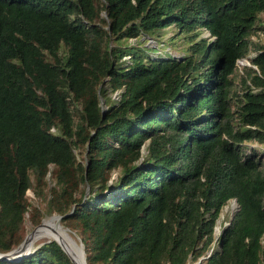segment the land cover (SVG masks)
Returning <instances> with one entry per match:
<instances>
[{
    "label": "trees",
    "instance_id": "16d2710c",
    "mask_svg": "<svg viewBox=\"0 0 264 264\" xmlns=\"http://www.w3.org/2000/svg\"><path fill=\"white\" fill-rule=\"evenodd\" d=\"M262 11L264 0H0V252L23 239L30 208L32 226L59 215L86 264H260L264 150L251 142L264 143V44L250 37L264 35ZM169 25L193 31L187 53L152 57L141 38ZM48 172L32 205L26 189L39 194ZM0 264L74 263L50 238Z\"/></svg>",
    "mask_w": 264,
    "mask_h": 264
},
{
    "label": "rangeland",
    "instance_id": "374dc122",
    "mask_svg": "<svg viewBox=\"0 0 264 264\" xmlns=\"http://www.w3.org/2000/svg\"><path fill=\"white\" fill-rule=\"evenodd\" d=\"M258 15H259L260 22L264 24V11L260 12ZM192 32L190 33L180 32L175 26L169 25L163 28L157 35L155 34L153 36L152 35L148 37L146 36L147 39L141 38L142 42L140 43V45L153 47V49H148V54H150L152 57H156L158 54L159 56H165L166 54H171L176 57H181L185 53H187L188 46L192 42V39L189 36L193 34ZM194 32H198L199 36L205 37L206 39L207 38L211 39V37L209 36V32L203 27H198L194 29ZM192 37H194L196 40L198 39V36H192ZM250 38H251L252 43L262 44V45L264 44V35L262 33L252 34ZM254 53L255 51L253 49V46L251 45L249 53H248V57L246 56V57L237 59L236 67L232 75V79H233L232 90H236V92L241 90L242 88L241 79L246 76L245 67L251 65L249 56L253 55ZM106 93L111 98L115 99L117 97L116 95L117 91H112L109 87H107ZM102 105H105L104 99L102 100ZM251 145L255 146L258 149L264 150V143L253 141L251 142ZM74 151H75L76 157L82 161L83 155H84V146L77 145L75 146ZM51 168H52V165L50 164V169ZM116 172L117 170L112 171L111 177H114ZM30 178L32 182H34V177L31 172H30ZM53 183H54V179L52 178L51 173L48 172L45 176L44 183L38 189L39 194L35 192L33 187L26 189L25 195H26L27 201H29L32 205L43 207L44 199L48 195L49 188ZM82 187L83 185L80 184V188ZM76 195H78V192L76 193ZM236 205L237 204H236L235 199L230 198L227 200V202L224 205L221 206L219 214L215 220L214 228H213L215 235L219 233L220 227L227 222V219L231 217L233 211L236 209ZM29 209L24 214V236L35 225L41 222L42 219L47 218L49 219L50 225L57 223L60 228H62L63 230H66L70 234L73 242L76 245L81 247L79 238L74 234L73 231H70L68 227L63 224V222H61L59 219H56V217H54L55 216L54 214H52L51 216L50 215L43 216L37 224L32 226L29 220V211H30ZM60 228L57 227V229H60ZM46 239H48V237L35 238L33 240V245L37 242H41ZM260 264H264V259L261 261Z\"/></svg>",
    "mask_w": 264,
    "mask_h": 264
},
{
    "label": "water",
    "instance_id": "95a60500",
    "mask_svg": "<svg viewBox=\"0 0 264 264\" xmlns=\"http://www.w3.org/2000/svg\"><path fill=\"white\" fill-rule=\"evenodd\" d=\"M51 216V215H50ZM54 217H56V219H59V215H55ZM46 218L42 219L41 222H39L37 225H35L24 237L23 239L13 248H11L8 251L5 252H0V258H14V257H19L23 254H26L28 252L31 251L32 247H33V240L35 238H38L39 236H41L43 233L41 232V225L44 223V220ZM56 226V227H55ZM57 224H53L52 228H53V233L57 232ZM50 238L46 239L49 240ZM54 239L59 245L60 247L64 250V252L68 255V257L70 258V260L74 263V264H78V262L72 257V255L70 254V252L64 247V245L58 240V238H52ZM74 245L81 251V254L83 255L84 258V264H86L85 262V257H84V251L82 248V243L80 241V246L76 245L74 243Z\"/></svg>",
    "mask_w": 264,
    "mask_h": 264
},
{
    "label": "bare ground",
    "instance_id": "6f19581e",
    "mask_svg": "<svg viewBox=\"0 0 264 264\" xmlns=\"http://www.w3.org/2000/svg\"><path fill=\"white\" fill-rule=\"evenodd\" d=\"M57 227L60 228L59 225ZM40 228L43 234L39 237L58 238V240L70 252L72 257L78 262V264H84V258L81 254V251L74 245L70 234L66 230L60 228L64 233L60 229H57V232L52 234L53 228L52 225H50L49 219L47 218L44 220V223Z\"/></svg>",
    "mask_w": 264,
    "mask_h": 264
}]
</instances>
